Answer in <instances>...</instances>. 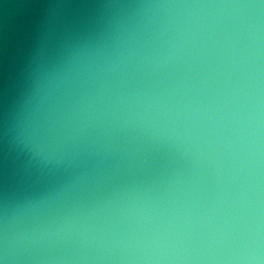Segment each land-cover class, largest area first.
<instances>
[{
  "label": "water",
  "instance_id": "95a60500",
  "mask_svg": "<svg viewBox=\"0 0 264 264\" xmlns=\"http://www.w3.org/2000/svg\"><path fill=\"white\" fill-rule=\"evenodd\" d=\"M0 264H264V0H0Z\"/></svg>",
  "mask_w": 264,
  "mask_h": 264
}]
</instances>
